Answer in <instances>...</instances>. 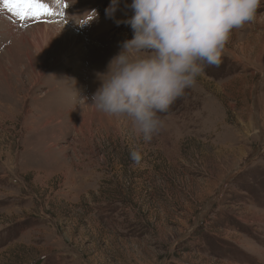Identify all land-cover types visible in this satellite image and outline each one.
I'll list each match as a JSON object with an SVG mask.
<instances>
[{
  "label": "rangeland",
  "instance_id": "1",
  "mask_svg": "<svg viewBox=\"0 0 264 264\" xmlns=\"http://www.w3.org/2000/svg\"><path fill=\"white\" fill-rule=\"evenodd\" d=\"M71 1L0 3V264H264V0L150 141L88 104L131 0Z\"/></svg>",
  "mask_w": 264,
  "mask_h": 264
},
{
  "label": "clouds",
  "instance_id": "2",
  "mask_svg": "<svg viewBox=\"0 0 264 264\" xmlns=\"http://www.w3.org/2000/svg\"><path fill=\"white\" fill-rule=\"evenodd\" d=\"M261 2L131 0L126 7L132 14L123 23L132 38L120 43L99 74L100 87L88 104L106 115L127 117L134 134L150 141L164 126L158 113H166L193 87L205 66L221 63L232 31L255 21ZM119 3L110 0L109 18L115 19ZM130 158L139 164L141 154L133 149Z\"/></svg>",
  "mask_w": 264,
  "mask_h": 264
},
{
  "label": "snow or ice",
  "instance_id": "3",
  "mask_svg": "<svg viewBox=\"0 0 264 264\" xmlns=\"http://www.w3.org/2000/svg\"><path fill=\"white\" fill-rule=\"evenodd\" d=\"M7 9L21 19H39L43 16H51L53 13L43 0H0Z\"/></svg>",
  "mask_w": 264,
  "mask_h": 264
},
{
  "label": "crops",
  "instance_id": "4",
  "mask_svg": "<svg viewBox=\"0 0 264 264\" xmlns=\"http://www.w3.org/2000/svg\"><path fill=\"white\" fill-rule=\"evenodd\" d=\"M65 3H66V6L68 7V5H69V3H72V1L71 0H65ZM97 7V6H96ZM90 14H93V15H98V14H96V12H94V10H93V8H92V10L90 11ZM100 15V17H99V19H97V21H96V23L98 24L99 22H102L103 23V25L102 26H105V31H106V29L107 28H109V26L110 27H112L111 26V22L112 21H114L112 18H109L108 16H104L103 17V15L102 14H99ZM104 19V20H102V21H100L101 19ZM108 19V23L106 22V20ZM111 21V22H110ZM107 23V24H106ZM115 26H113L112 28H114ZM93 28H94V26H93ZM92 28V29H93ZM96 28H97V26H96Z\"/></svg>",
  "mask_w": 264,
  "mask_h": 264
}]
</instances>
